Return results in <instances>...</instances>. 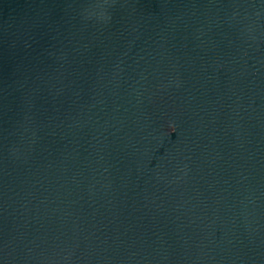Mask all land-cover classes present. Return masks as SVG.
Returning <instances> with one entry per match:
<instances>
[{
	"label": "water",
	"instance_id": "95a60500",
	"mask_svg": "<svg viewBox=\"0 0 264 264\" xmlns=\"http://www.w3.org/2000/svg\"><path fill=\"white\" fill-rule=\"evenodd\" d=\"M0 264H264V0H0Z\"/></svg>",
	"mask_w": 264,
	"mask_h": 264
},
{
	"label": "clouds",
	"instance_id": "9594fccd",
	"mask_svg": "<svg viewBox=\"0 0 264 264\" xmlns=\"http://www.w3.org/2000/svg\"><path fill=\"white\" fill-rule=\"evenodd\" d=\"M170 127H171V125H170Z\"/></svg>",
	"mask_w": 264,
	"mask_h": 264
}]
</instances>
